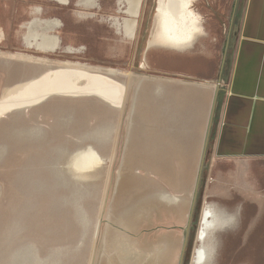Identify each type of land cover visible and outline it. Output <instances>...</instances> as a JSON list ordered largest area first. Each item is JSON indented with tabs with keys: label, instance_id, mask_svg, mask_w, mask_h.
Here are the masks:
<instances>
[{
	"label": "rangeland",
	"instance_id": "374dc122",
	"mask_svg": "<svg viewBox=\"0 0 264 264\" xmlns=\"http://www.w3.org/2000/svg\"><path fill=\"white\" fill-rule=\"evenodd\" d=\"M157 1L142 0L135 36L129 39L115 26L129 18L124 0H96L94 7L81 0L70 5L0 0V96L42 74L47 69L39 65L42 58L53 67L70 62L116 70L114 79L127 87L120 110L95 97L59 96L0 118V264H179L234 0H195L200 32L184 48L150 45ZM250 2L241 0L233 27L184 264H196L201 247L205 264H264V166L254 158L214 156L239 44L247 40ZM46 20L61 22L48 31L60 38L56 53L40 52L26 41L42 34L39 25ZM35 21L39 25L30 31ZM255 37L248 39L260 42ZM190 92L203 98L202 106L191 108L183 101L176 107L173 94L185 100ZM87 145L105 163L87 174L75 172L66 157ZM242 161L253 174L252 187L228 176ZM163 192L179 201L164 202ZM206 209L213 225L200 242Z\"/></svg>",
	"mask_w": 264,
	"mask_h": 264
},
{
	"label": "bare ground",
	"instance_id": "6f19581e",
	"mask_svg": "<svg viewBox=\"0 0 264 264\" xmlns=\"http://www.w3.org/2000/svg\"><path fill=\"white\" fill-rule=\"evenodd\" d=\"M54 1H56V3L59 2L64 5H69L68 0H54ZM121 2L120 4L122 5ZM124 2L127 3L125 13L129 16V18L124 20V22L121 23L120 25L118 22H116L115 26L121 27L122 32L130 39V38H134L135 36V29L137 26V16L139 14V10L142 5V0H124ZM192 3H193L192 0H159V6L156 16L157 18L156 30L153 33L154 35L152 41L150 42V45L153 46V44L159 43L174 48H184L185 46L192 44L195 41L197 34H199L200 32V17H198L196 13L192 10L191 8ZM81 4L85 5L86 7L97 6L96 0H81ZM124 18L126 17L124 16ZM37 25L39 24H37L36 21L31 23L29 25L30 31L32 30L33 27ZM60 25L61 22L59 20L57 21L46 20L41 22L39 26L43 29L42 34L39 35L31 34L28 37H26L28 46L34 47L40 52L56 53L61 43L60 38L49 34L48 31L53 30L54 28ZM69 51L72 52V49L70 48ZM11 56L18 57L19 59L25 61L35 60L33 57L29 55L12 54ZM38 60H39V65L45 66L47 69H45L43 73L38 75L37 77H33L31 79H28L26 82L16 84L4 90V92L0 96V118L8 114L12 110L15 109L26 110L28 107L31 108L44 104L42 103L44 100L48 101L50 98L59 97V96L72 98V99L95 97L97 99H100L104 103L109 104L115 109L118 110L123 109L126 98L125 92L127 90V87L126 84L117 82L114 79L115 76L119 74L118 71L113 69L104 70L101 68H96L91 66L88 67L80 63H70V62L58 63V65L55 64L56 67H53L52 64L54 63L52 61L43 58ZM65 163L73 171L83 172L87 174L101 167L105 162L103 156L94 146L87 145L85 148L77 150L75 153L69 154L66 157ZM160 197L166 203L173 204V202L179 201V198L177 196L174 195L171 196L166 192H163L160 195ZM210 216H211L210 210L206 209L202 216V227L197 235V239H199L200 242L206 241L208 230L213 225V223L210 222L211 219V218L209 219ZM212 218H214V214L212 215ZM117 235L118 234H116V236ZM113 237L115 238V236ZM114 238L110 240L111 241L116 240ZM130 239L131 238H129V240ZM109 243L111 244V242ZM109 246L111 245L108 244V248H110ZM113 247L115 246L113 245L112 248ZM158 247L159 246H157V248ZM112 250H114V248ZM112 252L114 253V251ZM107 255H111L110 252L109 254L107 253ZM195 255H196L195 256L196 264H205L207 259V254L204 247L196 249Z\"/></svg>",
	"mask_w": 264,
	"mask_h": 264
},
{
	"label": "crops",
	"instance_id": "0c3cea01",
	"mask_svg": "<svg viewBox=\"0 0 264 264\" xmlns=\"http://www.w3.org/2000/svg\"><path fill=\"white\" fill-rule=\"evenodd\" d=\"M250 5L249 17L245 28L247 40L240 41L239 44V52L235 59V70L232 74L233 85L229 91L228 103L223 109L219 130L216 135L217 145L214 156L217 160L220 158L230 161H241L251 158L259 159V165L262 167L264 166V0H251ZM248 37H255L260 42L248 39ZM223 91L219 95L223 94ZM176 95L175 93L173 94L176 107H178L179 103L182 105L183 101L185 106L190 104L191 108L196 107V109H199L203 104V98L200 99L196 93H186L183 95L185 100ZM214 99L215 96L213 97L206 131L203 136L200 163L202 162L206 145L205 141ZM219 105L217 104L216 114ZM212 134L213 129L209 147ZM208 149L205 156H207ZM244 162L242 161V164L238 165L240 168L238 167L236 171L234 170L228 176L233 181L242 179L247 183L245 186L241 184L240 187H252L253 183L249 179L253 174L249 173L248 169L247 171L245 170ZM260 174L261 184L264 186V167L261 168Z\"/></svg>",
	"mask_w": 264,
	"mask_h": 264
},
{
	"label": "water",
	"instance_id": "95a60500",
	"mask_svg": "<svg viewBox=\"0 0 264 264\" xmlns=\"http://www.w3.org/2000/svg\"><path fill=\"white\" fill-rule=\"evenodd\" d=\"M227 52H228V48L226 47V51H225V55H224V58H223V61H222V67H221V71H220V74H219V83L217 85V88H216V91H215V99H214V103H213V107H212V114H211V117H210V121H209V129H208V133H207V137H206V145H205V149H204V153H203V156H202V162L200 164V168H199V172H198V179H197V182H196V186H195V193H194V196H193V200H192V204H191V210H190V213H189V217H188V225L185 229V237H184V243H183V247H182V250H181V257H180V260H179V264H184V261H185V257H186V251H187V248H188V244H189V236H190V229H191V226H192V220H193V216L195 214V211H196V204H197V200H198V195H199V189H200V186H201V182H202V172H203V169H204V165H205V155H206V152H207V149L209 147V140H210V137H211V133H212V129H213V123H214V118H215V115H216V108H217V104H218V100H219V93L221 91H223V89L220 87L221 86V78H222V74H223V71H224V66H225V59H226V56H227ZM46 100H44L42 103H44ZM30 108V107H28ZM28 108L26 110H28ZM12 111H15V112H22V111H25V109H15V110H12ZM9 112V113H12ZM8 113V114H9Z\"/></svg>",
	"mask_w": 264,
	"mask_h": 264
},
{
	"label": "flooded vegetation",
	"instance_id": "af4514ba",
	"mask_svg": "<svg viewBox=\"0 0 264 264\" xmlns=\"http://www.w3.org/2000/svg\"><path fill=\"white\" fill-rule=\"evenodd\" d=\"M69 3H70V0H68ZM193 3H192V10H193V6H194V2L195 0H192ZM158 4H157V8H156V14H157V10H158V6H159V0L157 1ZM70 5V4H69ZM241 6V0H234L233 2V5H232V8H231V20H230V24L228 26V30L226 32H228V36H227V39H226V42H225V48L227 47L229 49V46L230 44L232 43V36L234 35V32H233V27L236 23V20H237V13H238V10ZM236 35V34H235ZM61 44V43H60Z\"/></svg>",
	"mask_w": 264,
	"mask_h": 264
}]
</instances>
